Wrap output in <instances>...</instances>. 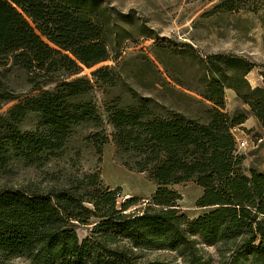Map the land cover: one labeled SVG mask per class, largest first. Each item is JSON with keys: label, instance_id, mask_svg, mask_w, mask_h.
Instances as JSON below:
<instances>
[{"label": "trees", "instance_id": "1", "mask_svg": "<svg viewBox=\"0 0 264 264\" xmlns=\"http://www.w3.org/2000/svg\"><path fill=\"white\" fill-rule=\"evenodd\" d=\"M248 1L217 0L204 15ZM140 37L156 40L154 59L139 56L141 73L154 67L176 90L161 78L162 65L194 108L127 81L124 54ZM104 62L112 64L82 74ZM255 67L243 55L161 39L106 0H0V174L15 162L39 167L62 157L75 129L88 126L86 140L100 155L112 141L116 159L156 186L129 211L139 198L119 203L99 169L58 189L0 185V264H160L143 261L145 250L173 252L182 264H264V172L246 168L233 133L251 115L264 127V88L247 79ZM229 89L249 110L227 109ZM31 116L37 122L24 129ZM190 182L207 210L195 217L174 188ZM92 219L80 239L71 222Z\"/></svg>", "mask_w": 264, "mask_h": 264}, {"label": "rangeland", "instance_id": "2", "mask_svg": "<svg viewBox=\"0 0 264 264\" xmlns=\"http://www.w3.org/2000/svg\"><path fill=\"white\" fill-rule=\"evenodd\" d=\"M106 1L124 13L133 12L135 18L143 19L161 39L170 38L175 43L191 44L197 53L201 54L231 52L245 56L256 64V67L247 75V79L252 86L264 88V0H250L240 11L218 12L212 15H204V13L210 10L217 0L211 2L202 0ZM155 42V39L140 37L135 43H130V48L124 54L127 64L121 68L124 76L141 94H151L166 103L176 104L182 108H194V104H190L189 99L179 92L183 89L167 77L162 65L156 62L157 69L159 68L163 76L161 78H165L174 85L176 90L160 83V75L154 67L141 73L142 66L139 56L148 55L154 59L149 47ZM106 64L112 63L104 62L91 69L85 68L82 74L90 76L93 70ZM13 84L20 87L23 82L19 78H14ZM122 90L125 89L119 87L115 92ZM97 94L101 103V91ZM226 102L227 109L232 112L249 110V106L238 97L232 96L229 90L226 92ZM251 117L242 135L248 144L240 147L237 141V147L241 153H246V168L255 167L264 172V127L256 121L255 117ZM36 119L35 116L26 118L23 128H32L37 122ZM91 131L92 128L88 126L75 129L73 137L65 147L63 156L52 158L43 166H28L24 162H15L9 169L10 171L0 174V185L31 186L43 190L58 189L99 169L102 184L116 190L119 203L131 197H138L139 203L133 205L129 211L144 206L156 186L145 174L130 171L116 159V148L112 141L104 146L102 155H100L96 146L86 140V136ZM174 188L182 195L179 201L180 207L190 217L207 211L197 206V199L202 193L199 186L190 182L176 185ZM94 221L95 219L89 223L72 221L70 226L76 230L80 239H84L90 234ZM208 250L214 253L216 249L209 247ZM142 260L160 264H182L175 253L165 250H145ZM15 264H22V261L15 260Z\"/></svg>", "mask_w": 264, "mask_h": 264}, {"label": "crops", "instance_id": "3", "mask_svg": "<svg viewBox=\"0 0 264 264\" xmlns=\"http://www.w3.org/2000/svg\"><path fill=\"white\" fill-rule=\"evenodd\" d=\"M229 92H231V95H232V96H234V97L236 96V97H237L235 91L229 89ZM251 116H253V115H251ZM251 116H249V118L245 121V123H243V124H241V125H238V126H236V127L233 129V133H234L236 139H239L240 137H241L240 139H244L243 136H242V135H243V132H244V128L247 127V122L249 121V119H250ZM253 117H255V116H253ZM251 118H252V117H251ZM255 119H256V121H258L256 117H255ZM258 123H259V121H258ZM259 124H260V123H259ZM240 139H239V140H240ZM247 144H248V142H247ZM247 144H246L245 146H247ZM245 155H246V153H245Z\"/></svg>", "mask_w": 264, "mask_h": 264}, {"label": "built area", "instance_id": "4", "mask_svg": "<svg viewBox=\"0 0 264 264\" xmlns=\"http://www.w3.org/2000/svg\"><path fill=\"white\" fill-rule=\"evenodd\" d=\"M237 141H238L240 147H244L247 144L246 139H240V140L238 139Z\"/></svg>", "mask_w": 264, "mask_h": 264}]
</instances>
